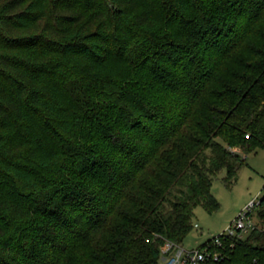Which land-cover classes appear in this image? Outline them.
I'll return each mask as SVG.
<instances>
[{
	"label": "trees",
	"instance_id": "obj_1",
	"mask_svg": "<svg viewBox=\"0 0 264 264\" xmlns=\"http://www.w3.org/2000/svg\"><path fill=\"white\" fill-rule=\"evenodd\" d=\"M256 149L264 0H0V264H158Z\"/></svg>",
	"mask_w": 264,
	"mask_h": 264
},
{
	"label": "rangeland",
	"instance_id": "obj_2",
	"mask_svg": "<svg viewBox=\"0 0 264 264\" xmlns=\"http://www.w3.org/2000/svg\"><path fill=\"white\" fill-rule=\"evenodd\" d=\"M246 162L238 171L237 180L228 185L225 182L227 171L222 170L214 177L212 192L220 208L209 212L205 207H196L193 217V230L185 237L182 245L186 249H196L215 235L220 234L236 217L248 208L251 202L264 196V150L256 149L247 154ZM253 219L257 221V217Z\"/></svg>",
	"mask_w": 264,
	"mask_h": 264
},
{
	"label": "built area",
	"instance_id": "obj_3",
	"mask_svg": "<svg viewBox=\"0 0 264 264\" xmlns=\"http://www.w3.org/2000/svg\"><path fill=\"white\" fill-rule=\"evenodd\" d=\"M255 203L257 202H251L248 208L242 211L224 231L212 237L211 241L200 245L199 248L189 250L184 248L182 243L166 240L161 245V256L158 264H217L224 259L222 248L229 238L241 239L257 227L253 216L248 213ZM195 227H199V225L195 224Z\"/></svg>",
	"mask_w": 264,
	"mask_h": 264
}]
</instances>
